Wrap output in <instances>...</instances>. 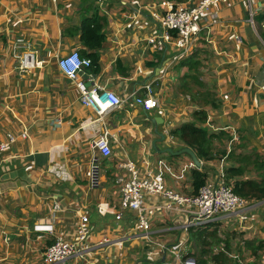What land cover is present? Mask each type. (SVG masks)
Returning <instances> with one entry per match:
<instances>
[{
	"label": "crops",
	"instance_id": "0c3cea01",
	"mask_svg": "<svg viewBox=\"0 0 264 264\" xmlns=\"http://www.w3.org/2000/svg\"><path fill=\"white\" fill-rule=\"evenodd\" d=\"M165 1L193 6L200 0H0V143L8 134L15 138L0 151V264H45L46 248L56 236L72 240L83 215L93 248L62 264H177V256L197 264L200 245L194 234L212 231L219 239L213 254L226 248L246 264H264V199L248 200L238 214L195 227L189 225L190 214L166 209L169 198L143 192L148 237L130 230L133 215L120 208L117 179L129 177L127 164L139 180L161 174L165 189L183 196L194 195L193 171L216 167L220 153L208 162L197 158L198 169L185 155L169 156L152 147L156 142L159 150L189 148L174 132L209 104L202 98L206 93L218 108L205 107V121L222 131L201 126L214 134L234 130L244 145L236 151H255L258 168L264 161V0H251L252 26L245 0L210 6L184 55L170 46L158 52L147 43L160 31ZM95 16L103 20V42L92 51L83 43L82 27ZM17 34L31 44L26 52L40 63L22 73L11 55ZM73 51L95 54L96 66L80 73L78 81L115 94L119 108L98 117L79 102L76 82L57 66ZM192 61L200 63L197 70L190 68ZM195 72L199 87L188 79L183 83ZM147 85L157 107L145 112L130 95L145 97ZM155 131L164 134L163 141ZM103 133L111 151L107 157L93 148ZM215 143L217 152L225 151L226 141ZM256 168L250 165L242 180L260 181L264 173ZM34 225L51 229L34 232ZM103 239L109 243L97 246Z\"/></svg>",
	"mask_w": 264,
	"mask_h": 264
},
{
	"label": "built area",
	"instance_id": "2783aa9c",
	"mask_svg": "<svg viewBox=\"0 0 264 264\" xmlns=\"http://www.w3.org/2000/svg\"><path fill=\"white\" fill-rule=\"evenodd\" d=\"M229 0H200L193 6L185 3H174L165 1L162 4L163 10L160 18V31L149 38L147 43L154 46L158 52H163L167 46L174 48L178 54H186L192 44L193 38L200 31L199 21L203 13L210 7L219 3H227ZM245 8L248 14L247 22L252 26L256 11L251 0H245ZM31 44L20 34L15 35L11 46V55L15 62V67L19 73L29 71L40 65L36 63L33 52H26ZM58 69L61 73L76 82L79 94V102L90 108L96 116L105 115L108 111L120 107L121 100L113 93L102 89L101 87H86L84 83L78 81V75L91 66L88 58L82 57L78 51L70 52L57 60ZM145 97L134 96L131 94L132 102L141 107L145 112L157 107V101L152 98L151 85L145 86ZM264 95V86L261 87ZM206 128L213 129L207 119L204 123ZM213 131H222L221 128ZM212 132V131H211ZM230 139L225 144V154L216 160V167L210 166V170L204 172L206 181L198 190L196 195L183 196L177 193H170L165 189L164 179L161 174H155L151 180H139L136 172L132 170L130 164L129 177H120L117 183L120 186V208L123 211H129L133 215L130 221V230L140 232L148 237L150 228L147 218V208L143 202V192L145 194H154L169 198L170 202L166 209L170 212H184L191 215L189 225L201 227L206 224L216 222L221 216H233L238 214L247 205L248 200L234 194L232 187L226 178L225 169L228 154L232 151L233 144L238 140L236 132L231 130ZM22 138L26 133L21 134ZM7 142L0 143V151L15 141L10 134L7 135ZM93 148L107 157L111 154L108 135L103 133L93 142ZM92 181L95 184V170L92 173ZM181 207H184L183 209ZM54 211L58 207L54 206ZM116 220L120 215H116ZM88 218L86 215L80 217L76 226L74 238L67 240L63 236H56L54 241L46 248L43 257L45 264H62L71 257H83L93 247L88 244L89 228L87 226ZM51 229L48 225H34V232H48ZM109 241L103 239L97 246L108 244ZM159 247L163 248L161 244ZM235 263L244 264L239 256L227 254ZM177 264H195L191 258L177 256Z\"/></svg>",
	"mask_w": 264,
	"mask_h": 264
},
{
	"label": "trees",
	"instance_id": "16d2710c",
	"mask_svg": "<svg viewBox=\"0 0 264 264\" xmlns=\"http://www.w3.org/2000/svg\"><path fill=\"white\" fill-rule=\"evenodd\" d=\"M264 19V15L262 16ZM102 22V23H101ZM100 23V24H99ZM103 26V20L99 19L97 16L92 20H88L86 24H83L82 27V40L85 46H87L90 50L96 51L101 47V43L103 42V35L101 33V28ZM82 56V55H81ZM82 57L88 58L91 61V66H96L95 63V54L90 53L87 55H83ZM95 64V65H94ZM157 65L156 63H152L149 66ZM200 63L192 61L190 63V68L197 70L199 68ZM196 73V72H195ZM183 83L185 80H190L196 86L198 82V74L196 73L193 76H184ZM199 87V86H198ZM201 97L193 96L195 101H200ZM202 98L207 100L208 105L199 106L201 109L193 113L192 121L188 124L183 125L180 129L174 132V135L185 145L193 150L196 154L197 158H199L203 162H208L215 159V156L220 153V155H224L225 151L217 152L215 147H218L215 142L219 141H227L230 139V136L227 132H219L218 134L209 133V130L201 125H204V121L206 119V111L205 107L209 106L213 109L218 108V103L215 102L214 97L209 94H203ZM242 137L238 138V141L233 144L232 151L228 154L226 161L231 162V166L225 169L226 178L228 180L227 183L232 187V190L235 195L246 199V200H262L264 199V176L260 181L254 180H242V175L248 170L250 165L257 167L256 171H263L264 173V161L260 163V167L258 168L260 156L253 152L247 153H238L236 149H241L244 145L241 143ZM224 152V153H223ZM193 178V193L196 195L198 190L204 185L206 181L205 173H201L200 171L192 172ZM195 241L199 243L200 250H197L195 254V258L197 264H238L235 263L227 256V249L224 248L223 251H219L217 254H213L211 248L215 245H219V239L217 238L216 232H204L202 235L194 234ZM252 244V243H249ZM209 261V263H208ZM234 262V263H233Z\"/></svg>",
	"mask_w": 264,
	"mask_h": 264
},
{
	"label": "water",
	"instance_id": "95a60500",
	"mask_svg": "<svg viewBox=\"0 0 264 264\" xmlns=\"http://www.w3.org/2000/svg\"><path fill=\"white\" fill-rule=\"evenodd\" d=\"M156 132V135L158 136L159 138V142L163 141L164 139V134L159 132V131H155ZM158 141V140H156ZM156 142H154L152 144V147H153V150H155V152L157 153H167L169 156H180V155H185L187 156L191 162L195 165L196 168L200 169L202 168V164L198 161L195 153L190 149V148H187V147H183V148H180L178 149L177 151H172L171 148L167 147L163 150H159L156 145H155Z\"/></svg>",
	"mask_w": 264,
	"mask_h": 264
},
{
	"label": "rangeland",
	"instance_id": "374dc122",
	"mask_svg": "<svg viewBox=\"0 0 264 264\" xmlns=\"http://www.w3.org/2000/svg\"><path fill=\"white\" fill-rule=\"evenodd\" d=\"M191 86H192V84H188V85H187V88H191ZM224 141H225V140H224ZM215 150H218V147H215ZM165 158H166V157H165ZM128 225L131 226V224H129V223H128ZM240 259H241V258H240ZM241 260H242V259H241ZM242 262H243L244 264H246L243 260H242Z\"/></svg>",
	"mask_w": 264,
	"mask_h": 264
},
{
	"label": "clouds",
	"instance_id": "9594fccd",
	"mask_svg": "<svg viewBox=\"0 0 264 264\" xmlns=\"http://www.w3.org/2000/svg\"><path fill=\"white\" fill-rule=\"evenodd\" d=\"M80 54V53H79Z\"/></svg>",
	"mask_w": 264,
	"mask_h": 264
}]
</instances>
